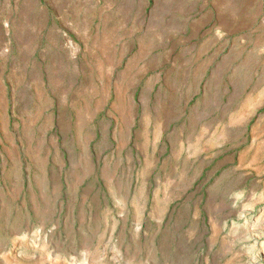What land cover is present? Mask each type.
Returning a JSON list of instances; mask_svg holds the SVG:
<instances>
[{"label": "rangeland", "instance_id": "1", "mask_svg": "<svg viewBox=\"0 0 264 264\" xmlns=\"http://www.w3.org/2000/svg\"><path fill=\"white\" fill-rule=\"evenodd\" d=\"M0 264H264V0H0Z\"/></svg>", "mask_w": 264, "mask_h": 264}]
</instances>
